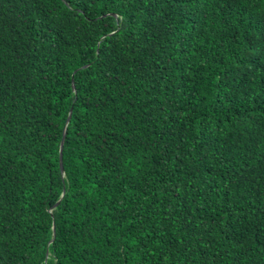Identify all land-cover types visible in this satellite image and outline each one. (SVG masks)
I'll return each instance as SVG.
<instances>
[{"label": "trees", "instance_id": "1", "mask_svg": "<svg viewBox=\"0 0 264 264\" xmlns=\"http://www.w3.org/2000/svg\"><path fill=\"white\" fill-rule=\"evenodd\" d=\"M0 264H264V0H0Z\"/></svg>", "mask_w": 264, "mask_h": 264}, {"label": "water", "instance_id": "2", "mask_svg": "<svg viewBox=\"0 0 264 264\" xmlns=\"http://www.w3.org/2000/svg\"><path fill=\"white\" fill-rule=\"evenodd\" d=\"M74 88V86H73ZM71 115H72V109L70 110L69 116H68V120L67 123L71 120ZM65 138H66V129L64 130V134L61 140V144H60V167H61V171H64V167H63V149H64V142H65ZM59 205V202L54 206L57 207Z\"/></svg>", "mask_w": 264, "mask_h": 264}]
</instances>
